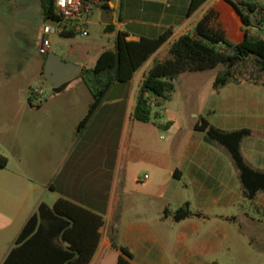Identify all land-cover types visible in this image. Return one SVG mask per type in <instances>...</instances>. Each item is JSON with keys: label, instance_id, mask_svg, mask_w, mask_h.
<instances>
[{"label": "crops", "instance_id": "crops-1", "mask_svg": "<svg viewBox=\"0 0 264 264\" xmlns=\"http://www.w3.org/2000/svg\"><path fill=\"white\" fill-rule=\"evenodd\" d=\"M189 2H108L113 26L119 31L126 26L127 39L154 37L166 27L172 29V35L130 80L111 86L82 127L78 125L92 96L79 76L53 91L39 107H32L29 90L39 77L43 59L28 76L21 65L0 64V154L6 157L7 168L10 163L15 168L6 170L9 174L0 172V233L20 230L38 203L51 206L56 199L65 198L103 218L89 264H116L119 251L111 244L113 234L132 253V264L217 262L213 258L224 235L221 219L236 200L244 198L238 172L225 149L204 141L203 133L193 129L196 119L180 139L174 163L166 158L139 162L131 158L135 150L150 145L156 129L151 122L135 120L132 113L139 85L154 58L167 56L168 48L163 57L160 49L188 31L198 11H202L201 17L209 8L218 11L230 40L237 42L242 37L240 18L226 0H207L187 17ZM29 3L34 7L29 14L35 25V42L39 38L40 44L41 0ZM139 12L148 17L141 19ZM20 29L22 34L29 30ZM253 30L249 28L250 33ZM115 87H124L122 93L111 95ZM209 99L203 117L224 130L251 129L252 134L241 143V153L251 167L264 169V86L229 83ZM34 165L35 177L26 171ZM250 201L262 217L256 233L264 234V192ZM185 203L191 208L190 215L174 219V212Z\"/></svg>", "mask_w": 264, "mask_h": 264}, {"label": "trees", "instance_id": "trees-1", "mask_svg": "<svg viewBox=\"0 0 264 264\" xmlns=\"http://www.w3.org/2000/svg\"><path fill=\"white\" fill-rule=\"evenodd\" d=\"M110 0H99L95 6L108 8ZM207 0H190L186 16L190 17ZM238 14L243 26L242 37L234 42L229 39L219 20V13L209 8L186 32L174 39L168 47L167 56L154 58L152 66L141 81L132 116L140 122H152L166 128L171 121H159L161 114L155 108H163L171 99L174 82L178 76L190 71L223 68L216 73L212 89L218 93L229 83H241L237 67L251 60L256 74H250L245 82L264 86V38L253 37L249 28L259 29L264 25V2L226 0ZM44 20L54 17L53 0H41ZM61 34L73 36V25L63 27ZM170 27L154 37L141 35L137 40L127 39V33L118 31L111 48L103 49L93 66L82 68L79 78L89 89L92 101L87 113L79 122L85 125L92 112L102 102L114 84L130 80L133 74L171 37ZM47 54L43 56V64ZM39 77L46 80L43 67ZM57 92V91H54ZM40 95L30 88L28 102L39 107L45 98L35 102ZM193 129L203 133L204 141L221 146L229 154L235 166L242 195L253 200L257 193L264 192V169L251 167L241 153V143L252 134L249 128L221 129L199 116ZM7 159L0 154V168H5ZM188 203L174 212V219L190 215ZM103 218L65 198H58L50 206L38 203L27 217L13 241V246L0 264H89L100 238ZM111 244L119 251L116 264H132L130 250L118 244L116 234L110 236ZM211 264H216L215 262Z\"/></svg>", "mask_w": 264, "mask_h": 264}, {"label": "rangeland", "instance_id": "rangeland-1", "mask_svg": "<svg viewBox=\"0 0 264 264\" xmlns=\"http://www.w3.org/2000/svg\"><path fill=\"white\" fill-rule=\"evenodd\" d=\"M29 1L0 0V64L21 65L24 69V76L35 73L44 56L38 53L39 38L35 42V25L34 22H31L33 19L29 14L34 7ZM263 2L264 0H260L259 3ZM100 10V6H94L89 15L85 17L87 23L75 22L73 24L75 28L73 36L62 35V26H57L54 34L49 36V51L82 68L93 66L103 49L113 47L116 34L119 31V28L114 26L112 32H104L105 25L100 22ZM201 13L200 10L194 15L193 23L199 19ZM138 14L141 19L148 17L144 12ZM21 27H28V32L26 34L18 33ZM77 27L84 28L87 34L83 36L76 32ZM127 29L126 26H122L123 31H127ZM251 35L264 38V25L259 29H254ZM167 48L168 46L164 45L160 49L159 55L161 57L166 55ZM222 68V65H218L214 69L190 71L178 76L174 82L171 99L166 102L163 108L153 110L160 111L159 121H171L172 123L166 128L154 124L156 129L152 132L150 145L146 144L135 150L131 155L134 161L149 159L154 161L166 158L169 163L175 162L183 134L199 116H204L206 109L210 106L209 98L213 93L212 82L218 70ZM237 70L241 82H245L250 74H256V69L251 60L240 63ZM261 80L264 81V75H261ZM122 84L125 83L115 86ZM31 85L36 90H42V94L36 96L35 102L54 93L48 82L40 77H35ZM123 88L115 87L111 95L121 94ZM135 93L133 91V96ZM164 153L167 154V157L164 156ZM9 169H15L12 163L9 164L8 168L6 165L5 168L0 169L3 170L0 172L9 174V171H6ZM26 171L35 177V165L27 167ZM256 210L250 200L241 198L235 201L233 208L228 212L229 214L221 219L220 223L223 224L224 235L222 236L221 249L213 258L217 261L216 264H264V234L259 231H257L258 234L256 233V228L259 230V220L262 217L258 215ZM18 231L19 229H14L0 233V263L7 251L13 246Z\"/></svg>", "mask_w": 264, "mask_h": 264}, {"label": "built area", "instance_id": "built-area-1", "mask_svg": "<svg viewBox=\"0 0 264 264\" xmlns=\"http://www.w3.org/2000/svg\"><path fill=\"white\" fill-rule=\"evenodd\" d=\"M99 2V0H53L54 5V17L44 20L41 26V39L38 48V52L41 55H46L50 49L49 36L54 34L57 26L65 27L67 25H73L77 21L87 23L85 17L89 15L92 7ZM76 32L81 35H86L87 32L84 28H76ZM39 94H42V90H36Z\"/></svg>", "mask_w": 264, "mask_h": 264}, {"label": "water", "instance_id": "water-1", "mask_svg": "<svg viewBox=\"0 0 264 264\" xmlns=\"http://www.w3.org/2000/svg\"><path fill=\"white\" fill-rule=\"evenodd\" d=\"M112 13L110 8H101L100 22L105 25L104 32H112ZM81 72V67L69 61H65L52 51L47 53L43 64V73L48 84L53 91H59L68 81L77 77Z\"/></svg>", "mask_w": 264, "mask_h": 264}]
</instances>
